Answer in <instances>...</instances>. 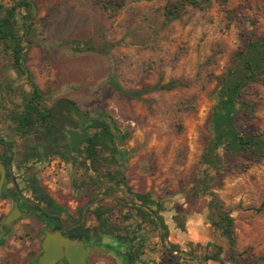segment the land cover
<instances>
[{
	"label": "rangeland",
	"instance_id": "374dc122",
	"mask_svg": "<svg viewBox=\"0 0 264 264\" xmlns=\"http://www.w3.org/2000/svg\"><path fill=\"white\" fill-rule=\"evenodd\" d=\"M31 1L34 19L29 40L24 42V63L44 92V103L48 106L58 98H71L81 110L109 115L115 127L127 132L122 141L116 139L124 150L120 170L125 184L130 192L148 193L161 203L168 235L178 229L173 227L176 219L206 224L203 238L175 242L168 235L163 241L158 227L141 222L143 240L133 262L126 261L123 253L126 243L114 237H92L87 244L102 245L106 250H91L87 264H196V260L200 264L203 254L215 250L212 243L221 246L224 262L227 244L206 223L199 205L188 201L184 194L198 169L203 136L207 135L214 76L232 62L243 28L252 22L257 34L264 33V0H226L225 7L234 8L241 17L227 27L216 0L203 9L187 6L180 18L167 25L162 24L160 14L165 0H126L113 16L105 14L97 0ZM168 80L178 84L171 89L150 88ZM112 82L123 89L145 91L139 98H131L117 91ZM21 89H28L24 76L10 67L0 50V137L11 144L6 154L10 164L6 165L9 176L4 187H22L24 171H34L59 207L57 221L66 229L74 226L79 210L84 225L94 226L92 208L107 205L111 207L114 233L122 234L123 227L135 230L137 217L129 207L136 201L131 193L105 178H101L100 188H93L87 178L93 172L84 174L82 167L72 166L70 159L64 158L70 157L64 146L70 139V113L63 112L61 128L49 136L51 152L43 153L41 138L15 132L6 118L20 102ZM246 98L255 104L254 111L239 117L237 123L242 127L263 125L264 86L254 84ZM182 100L191 107L182 105ZM3 151L0 143V155ZM48 157L62 160L64 170L59 172L55 166L54 172L48 173L43 166ZM106 168L111 170L117 165L103 164L100 171ZM79 179L87 183L77 185ZM107 185L114 186L109 193L103 191ZM214 186L233 218L235 262L264 264L255 263L257 256L264 254V209L255 210L264 199V159L244 170L222 171ZM18 195L29 198L24 190ZM10 205L11 196L1 194L0 222ZM128 211L131 217L123 220ZM36 213L27 211L12 223L7 234L0 228V264H36L44 223ZM168 242L177 244L182 252L167 249ZM187 251L190 254L186 256ZM57 264L66 263L61 260ZM202 264L221 263L207 260Z\"/></svg>",
	"mask_w": 264,
	"mask_h": 264
},
{
	"label": "trees",
	"instance_id": "16d2710c",
	"mask_svg": "<svg viewBox=\"0 0 264 264\" xmlns=\"http://www.w3.org/2000/svg\"><path fill=\"white\" fill-rule=\"evenodd\" d=\"M101 9L108 16L115 15L125 4L126 0H97ZM214 0H165L160 6L162 24L167 25L178 19L187 6L203 9L210 7ZM223 11L224 25L227 27L235 18H241L234 8L225 7L226 0H216ZM31 0H12L6 2L0 0V50L9 62L10 67L19 75H23L28 85L27 90H20V102L15 105L11 114L7 116L19 135L31 134L35 138H41L40 143L43 153L51 152L49 136L59 131L62 126L63 112L70 113L69 141L65 149L70 157L72 166L83 168L84 174L91 170L92 175L87 178L93 184V188H100L101 178L112 182L115 187L126 186L124 174L120 170L123 166L124 150L118 146L116 139L123 140L127 132L115 127L113 119L102 112L91 114L88 110H81L76 101L69 98H58L52 104L44 103V92L38 87L32 73L25 65V41L34 19V8ZM239 32V43L233 52L232 62L220 73L214 76L215 86L213 103L210 106L206 119L207 135L203 136V143L198 156V169L190 177V185L185 192L188 201L199 205V212L204 211L206 223L227 244V256L223 262L220 253L222 248L212 243L214 251L203 254L202 261H214L221 264H237L235 261V234L233 218L215 192V181L222 171L238 168L244 170L251 164L264 159V124L242 127L237 123L239 117H246L253 113L255 104L246 98L249 89L254 84L264 86V33L257 34L252 27V22ZM117 91L131 97L139 98L145 91L142 89H123L117 83L112 82ZM178 83L168 80L164 83L156 82L150 88L171 89ZM186 100L182 105L189 108ZM3 144L1 161L5 165L10 164L7 152L11 144L0 137ZM116 164L117 168L100 171L101 165ZM72 184L75 179L71 178ZM83 179L77 181V185H84ZM113 186V187H114ZM112 186L104 188L105 193L113 190ZM19 192L26 191L32 204L26 205V209L37 210L36 216L51 225L58 226L56 216H50L46 210H59L54 199L45 191L39 183L34 171H24L22 187H4L2 195L14 197ZM136 204L129 207L134 209L137 221L135 230L123 227V233H114L115 225L111 222V207L96 205L91 213L96 221L92 227L84 225L79 210L74 226L63 234H77L86 243L89 239H100L102 236L114 237L122 243H126L124 255L131 262L137 257L138 247L141 245L143 235L140 234L141 222L149 221L154 228H160V238L165 241L168 228L160 213L163 210L158 200L152 199L148 193L130 192ZM42 204V206H39ZM264 209V199L255 208L256 211ZM193 211L192 213H194ZM191 214V213H190ZM130 211L122 216L128 219ZM174 217V216H173ZM175 218V217H174ZM175 221V226L184 230L183 222ZM135 231V232H134ZM131 232V234H129ZM136 244L133 247V244ZM109 247V245H107ZM167 249L182 252L177 244L168 242ZM185 252L184 255H189ZM264 263V254L257 256L255 263Z\"/></svg>",
	"mask_w": 264,
	"mask_h": 264
},
{
	"label": "water",
	"instance_id": "95a60500",
	"mask_svg": "<svg viewBox=\"0 0 264 264\" xmlns=\"http://www.w3.org/2000/svg\"><path fill=\"white\" fill-rule=\"evenodd\" d=\"M7 166L0 159V196L5 185ZM16 196L11 197V205L8 212L0 222L3 234L11 230L12 223L27 213L19 205L18 189L15 188ZM160 230V228L158 227ZM42 237L39 242L40 252L35 258L36 264H57L63 260L66 264H87L86 257L91 250L104 252L102 245L85 243L80 235L63 234L56 225L44 221L40 230ZM160 236V234H159ZM196 264H199L196 260Z\"/></svg>",
	"mask_w": 264,
	"mask_h": 264
},
{
	"label": "crops",
	"instance_id": "0c3cea01",
	"mask_svg": "<svg viewBox=\"0 0 264 264\" xmlns=\"http://www.w3.org/2000/svg\"><path fill=\"white\" fill-rule=\"evenodd\" d=\"M198 223L196 221L188 220L184 223V231L178 232L179 229H174L172 233L169 231L170 235H168V238H172L175 242L183 240L197 241L198 239L204 237V225H206L199 220ZM173 227H175V222H173Z\"/></svg>",
	"mask_w": 264,
	"mask_h": 264
},
{
	"label": "flooded vegetation",
	"instance_id": "af4514ba",
	"mask_svg": "<svg viewBox=\"0 0 264 264\" xmlns=\"http://www.w3.org/2000/svg\"><path fill=\"white\" fill-rule=\"evenodd\" d=\"M8 176H9V172L6 173L5 180L8 178ZM3 189H4V188H3ZM3 189H2V193H3ZM45 191H46V190H45ZM46 192H47V191H46ZM50 196H51V195H50ZM18 197H19V195H18ZM51 197H52V196H51ZM52 198H53V197H52ZM28 204H32V201H29V199L25 200V199L19 197V205H20V208H21L22 210H26V211H28V210L26 209V205H28ZM39 206H42V204H40ZM46 212H47L50 216H56V219H53V221H56V222L58 223V227L60 228V231H61L62 233H64V232L70 230V229H66L64 225H62L59 221H57V220H58V215H57V212H58V211H56V210H46ZM69 227H70V226H69ZM135 258H136V257H135ZM134 260H135V259H134ZM134 260H132L131 262H133ZM126 261H128L127 258H126ZM128 262H129V261H128Z\"/></svg>",
	"mask_w": 264,
	"mask_h": 264
},
{
	"label": "built area",
	"instance_id": "2783aa9c",
	"mask_svg": "<svg viewBox=\"0 0 264 264\" xmlns=\"http://www.w3.org/2000/svg\"><path fill=\"white\" fill-rule=\"evenodd\" d=\"M43 166L47 170L48 173L54 172V167L57 166V170L62 172L64 170V163L58 157H48L43 161Z\"/></svg>",
	"mask_w": 264,
	"mask_h": 264
}]
</instances>
